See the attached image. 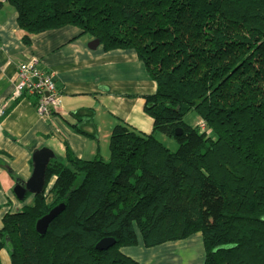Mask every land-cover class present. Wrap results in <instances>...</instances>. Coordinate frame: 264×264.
Returning <instances> with one entry per match:
<instances>
[{
	"label": "trees",
	"instance_id": "16d2710c",
	"mask_svg": "<svg viewBox=\"0 0 264 264\" xmlns=\"http://www.w3.org/2000/svg\"><path fill=\"white\" fill-rule=\"evenodd\" d=\"M3 3L16 11L24 43L72 25L105 51L133 49L156 83L144 96L149 134L116 124L106 160L69 151L51 159V187L3 215L0 249L11 264H140L121 252L137 234L152 247L194 233L202 264H264V0ZM190 113L209 135L185 120ZM71 115L76 131L95 137L84 129L91 109ZM155 134L173 139L175 150ZM60 203L39 235L36 220ZM103 238L113 244L97 249Z\"/></svg>",
	"mask_w": 264,
	"mask_h": 264
},
{
	"label": "crops",
	"instance_id": "0c3cea01",
	"mask_svg": "<svg viewBox=\"0 0 264 264\" xmlns=\"http://www.w3.org/2000/svg\"><path fill=\"white\" fill-rule=\"evenodd\" d=\"M23 36L16 11L3 3L0 7V106L6 107L0 114V228L4 214L18 211L32 200L31 194L18 199L13 188L30 177L32 154L36 150L47 148L53 158L62 161L67 151L80 159L99 156L106 160L114 125L124 123L144 134L152 130V118L145 113L143 105L144 96L155 93L156 83L133 49L105 51L99 43L91 47L89 43L94 39L72 25L29 34L27 44L22 41ZM30 58H36L42 69L52 73L61 96L58 111L49 117L37 113L34 96L27 92L10 100L18 65ZM78 109L93 111V125H85L84 129H94L95 137L75 130L71 114ZM15 177L19 179L17 182ZM54 180L52 175L45 191ZM180 241L145 247L138 238L136 245L122 247L121 252L140 264H173L172 259L177 257L186 264H202L204 255L201 261L194 254L181 255L177 248ZM0 264H11L5 248L0 249Z\"/></svg>",
	"mask_w": 264,
	"mask_h": 264
},
{
	"label": "built area",
	"instance_id": "2783aa9c",
	"mask_svg": "<svg viewBox=\"0 0 264 264\" xmlns=\"http://www.w3.org/2000/svg\"><path fill=\"white\" fill-rule=\"evenodd\" d=\"M23 92L34 96V105L40 116L49 117L60 107L61 96L54 77L52 73L41 68L36 58H30L18 65L10 100L16 99ZM5 107V104L0 106V114L4 112ZM198 124L201 126L200 131L206 135L210 134L211 130L202 120Z\"/></svg>",
	"mask_w": 264,
	"mask_h": 264
},
{
	"label": "water",
	"instance_id": "95a60500",
	"mask_svg": "<svg viewBox=\"0 0 264 264\" xmlns=\"http://www.w3.org/2000/svg\"><path fill=\"white\" fill-rule=\"evenodd\" d=\"M98 40L94 39L89 43V46L94 47L98 44ZM180 130H175V134H179ZM53 158L52 152L47 148H40L32 154V172L30 177L24 181L16 183L13 192L15 196L23 200L26 194H39L45 191V170ZM64 208V204L60 203L51 208L46 214L38 218L35 222V231L39 235H43L51 222V220L59 214ZM113 244L110 238H103L97 242L95 247L97 249H107Z\"/></svg>",
	"mask_w": 264,
	"mask_h": 264
},
{
	"label": "rangeland",
	"instance_id": "374dc122",
	"mask_svg": "<svg viewBox=\"0 0 264 264\" xmlns=\"http://www.w3.org/2000/svg\"><path fill=\"white\" fill-rule=\"evenodd\" d=\"M185 120L189 124H191L193 126L197 125L198 127L200 125V124H198V122L201 121V119L197 115H195V113L188 114L186 116ZM200 127H199V129H200ZM155 136L169 150H171V151L175 150L176 143H175V141L173 139L166 138V137H164L163 135H160V134H155ZM48 189H49V187H47V190ZM137 235H138V238L140 239L139 234H137ZM177 248H178L179 251H181V255H185L186 257H190V255H193V254H194L195 257L198 256L199 257L198 261H201L203 255H204V251L202 249V242H201L200 233H194V234L190 235L188 238L181 240L180 242H178V247ZM185 248L187 249L186 252H184ZM132 250L135 251L134 249H132ZM176 255L180 256V258H181V255L179 253L176 254ZM172 261H173V264H183V263L186 264L185 260H180L178 257L177 258H173Z\"/></svg>",
	"mask_w": 264,
	"mask_h": 264
},
{
	"label": "bare ground",
	"instance_id": "6f19581e",
	"mask_svg": "<svg viewBox=\"0 0 264 264\" xmlns=\"http://www.w3.org/2000/svg\"><path fill=\"white\" fill-rule=\"evenodd\" d=\"M192 239V238H191Z\"/></svg>",
	"mask_w": 264,
	"mask_h": 264
}]
</instances>
